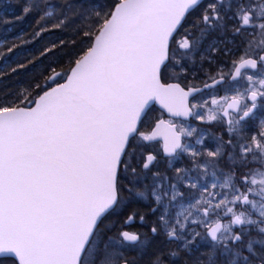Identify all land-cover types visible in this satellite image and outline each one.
Instances as JSON below:
<instances>
[{
	"label": "snow or ice",
	"instance_id": "snow-or-ice-1",
	"mask_svg": "<svg viewBox=\"0 0 264 264\" xmlns=\"http://www.w3.org/2000/svg\"><path fill=\"white\" fill-rule=\"evenodd\" d=\"M49 6L25 0L22 14L35 13L40 24ZM57 7L54 28L80 15L92 22L76 28L80 46L67 68L35 83L34 94L0 97V264H264V178L257 181L249 167L264 168V115L257 118L264 112V41L252 48L248 39L264 37V0H111L87 9L83 0H58ZM193 24L203 26L198 40L189 38ZM221 53L238 55L234 71L224 72ZM242 69L253 70L244 76L245 93L203 99L208 89L233 87ZM201 73L202 86L189 82ZM154 101L169 119L158 118L145 135L140 125ZM256 119L258 130L249 134ZM214 122L226 127L227 139L207 130ZM157 137L170 174L149 179L157 156L143 154L138 167L136 145ZM133 197L157 216L150 232L162 237L158 246L123 230L135 209L123 221L110 219Z\"/></svg>",
	"mask_w": 264,
	"mask_h": 264
},
{
	"label": "trees",
	"instance_id": "trees-1",
	"mask_svg": "<svg viewBox=\"0 0 264 264\" xmlns=\"http://www.w3.org/2000/svg\"><path fill=\"white\" fill-rule=\"evenodd\" d=\"M16 1V6L12 4L10 7L11 10H15L12 13L6 10L7 7L0 6L1 11H3L6 16L17 18L18 20H16L17 23H14L15 25H13L14 27L12 30L5 29L0 34V57H3L0 58V73L6 74L3 79H0V97H3L8 92H12L14 94L19 92L22 93L24 97H27L29 94H34L35 83L44 85L45 80L48 79V77H51L55 72H61L65 68H67L69 53H74L80 46V37L75 35L76 28L90 24L89 20L85 22L79 21L74 24H68V26L63 28V30H59L60 28L53 27V25L56 24L55 19L49 17L50 19L46 24L49 27L48 31L54 34L53 39L47 41L46 44H41L38 47H34L31 43L23 46L21 45V42L33 36L37 29L41 27L43 21L38 24L37 16L35 13L24 16L22 14V8L24 6L25 0ZM104 1H107L108 4H110L111 2V0ZM7 2H10V0H7ZM225 3H227V0H225ZM199 12L194 16H198ZM194 16H189L188 19L190 23L193 21ZM19 17H21V20H19ZM202 27V25L193 24V26L189 29V31L191 32L190 38L192 40H195V38L198 37V33L201 32ZM44 32L48 33L47 31ZM216 35V32H212L207 37H210L211 39ZM42 37H45L43 33L38 36L37 40L42 39ZM54 37L56 38L54 39ZM250 37L251 36L248 37L249 41ZM236 39H239V37H237ZM62 41L63 44L61 43ZM73 41H76V47L73 46ZM13 44L17 45V48L12 54L5 56L4 49L7 46H11ZM54 45L55 47H53ZM45 49H51V51L45 54L44 56H41L40 53L43 52ZM18 55H21L22 57L20 59H17ZM219 57L226 58V56H224L222 53ZM27 60L33 61L32 63L27 65L29 68L25 67L27 68V71L19 69L14 73L7 74L10 72L11 67H14L17 63H25ZM184 62L185 66H188L189 61L186 59V61ZM193 63L199 64V60L193 61ZM204 66L208 67V64L205 63ZM156 109L157 108H155V110ZM145 201L142 198L130 200L122 211L117 210V213L110 217V219L123 221L127 218V216L132 212L133 209H135L138 213L135 218L146 213H152L149 203L146 204ZM136 220L137 219H135V223L137 222ZM125 228H127V226H125ZM141 233V238L143 240L147 239L148 244H146L145 247L151 248L159 245V243H156L153 237L150 235L151 232H145L143 230V232ZM5 263L12 264L10 260H6L4 264Z\"/></svg>",
	"mask_w": 264,
	"mask_h": 264
},
{
	"label": "rangeland",
	"instance_id": "rangeland-1",
	"mask_svg": "<svg viewBox=\"0 0 264 264\" xmlns=\"http://www.w3.org/2000/svg\"><path fill=\"white\" fill-rule=\"evenodd\" d=\"M16 0H10V2H7V0H0V6H4V7H7V11L9 12H14L15 10H11V5H15L16 6ZM228 2V0H227ZM57 3H58V0H49V4L50 6L48 7L47 11H50L52 14L50 16H46V18L43 20V23L41 25V27L47 29L46 31L48 33H45V32H41L45 35V37H42V39L40 40H37L38 36L36 35V33L39 31V29H37V31L34 33L33 36H31L30 38H27L26 40H24L23 42H21L23 46H25L26 44H29L31 43L34 47H38L40 46L41 44H46L47 41H50L53 39V36L54 34L52 32H49V27L46 23H48L49 21V17H52L53 19H55L56 23H59V15H58V7H57ZM3 4V5H2ZM83 4H84V8L87 9V8H90L92 6H96V7H100V8H106L109 4L107 3V1L105 2L104 0H83ZM74 7L75 6H69L68 8L65 9V15H71V13L73 12L74 10ZM4 20H8L10 21L9 23H4L3 21ZM17 18H13V17H8L6 16L3 11H1L0 9V34L3 30L5 29H13V25H15L14 23H17ZM19 20H21V17H19ZM89 20L90 23L92 22L90 19H86L84 15H80L78 16L75 20L71 21L69 24H74V23H77L79 21H87ZM55 23V22H54ZM64 28V27H63ZM63 28H60L59 30H63ZM40 33V34H41ZM45 38V39H43ZM56 37H54L55 39ZM201 38V32L198 33V37L195 38V40H198ZM219 40H223L224 37L223 36H220L217 37ZM213 38L210 39V37H206L203 39L201 45L202 47L200 46V49L197 51V54L194 55L193 57V61H197L199 60L200 58V55L204 52L205 48L207 47V45L212 42ZM262 41H264V37H261L259 34L255 35V36H251L250 37V43H251V46L252 48H255L257 45H259ZM182 52V51H181ZM22 56L21 55H18V58L17 59H20ZM28 67V66H26ZM29 68V67H28ZM23 71H27V68H23L22 69ZM26 74V72H25ZM246 74H253V72H247ZM245 74V75H246ZM24 75V74H23ZM20 79V78H19ZM16 81H19V80H16ZM22 82V81H21ZM236 89L235 92L236 93H245L248 89H247V81L243 78L239 84H237V87L234 88ZM235 92H233L232 90L229 89V87H221L220 88V91L217 92H209L208 94H205L203 96V99H207V100H210L212 96H216V97H220V96H231L232 94H236ZM212 107H215V106H212ZM154 112V111H153ZM261 115H264V112H262L261 110H258L257 111V118H259ZM158 117V115H157ZM190 119V118H189ZM149 120V119H148ZM192 125L194 126H197V125H200V122L199 121H195L193 120L192 122ZM258 125V119L256 120H251V122H249V134H252L253 131L255 130V126ZM202 128L205 127L203 125H200ZM207 130L211 133V134H214V136H223L224 138H228L227 137V131H226V128H222V125L219 124V123H213L210 127H207ZM225 133V134H224ZM212 139L213 137H210L209 138V145L212 144ZM143 141H139L136 145V154H135V162L138 166V163H139V160L141 158V156L143 155V150H144V147H143V144H142ZM186 163V161H185ZM261 172H264V168H261L259 167V172L257 173H254V178L257 179V181H259L260 179L264 178V176H261ZM254 187H259V185L257 186H254ZM136 198L138 199H141L139 197H133L131 200H135ZM231 206V205H229ZM237 211H240V209L238 208ZM255 211V210H253ZM221 215H223V210H221ZM216 216H212L210 218H207L208 219V225L211 224L212 222H214V220L217 218H215ZM197 219H199V217H196ZM254 218V217H253ZM226 220V219H225ZM225 223H227V220L225 221ZM197 230H201V229H197ZM145 241V245L148 244L147 243V239L144 240ZM6 264V263H5Z\"/></svg>",
	"mask_w": 264,
	"mask_h": 264
},
{
	"label": "flooded vegetation",
	"instance_id": "flooded-vegetation-1",
	"mask_svg": "<svg viewBox=\"0 0 264 264\" xmlns=\"http://www.w3.org/2000/svg\"><path fill=\"white\" fill-rule=\"evenodd\" d=\"M206 3H208V0H205L204 1V4H206ZM201 6L203 7V5H201ZM199 11L200 10L197 9V11L192 14V16H194L195 14H197ZM237 40H239V39H237ZM228 46L229 47H233V48L235 47L231 43H228ZM181 51L183 52V50H178V52H177L178 58H179V55H180ZM196 54H197V52L194 53V55H196ZM217 59L226 62L227 66L223 68L224 72H232V71H234V68H233V66L231 64V59H238V55L232 56L231 58H229V57H226V58H222V57L220 58V57H218ZM184 61H186V59H183L181 62L184 64L185 63ZM247 72H253V70H251V69H245V70H243L242 71L241 78L238 79L237 81L233 82V85L234 86L233 87H229V89L232 90L233 92H235L236 89H234V88L237 87V84L240 83V81L244 78V76H245V74ZM181 75H183V74H181ZM188 79H189V82H193L196 85H202V82H204L206 80V77L201 73V74L198 75V77L196 78L195 81L192 80V77H189ZM169 82H171V81H169ZM221 87H223V86H220L219 88H216V89H208V90H206V93L208 94L209 92H215V91L219 92ZM155 108H157V109L155 110ZM241 109H243V102L241 104ZM157 115H158V117H157ZM158 118L159 119L160 118H165V119L168 120L169 119V116H167L157 106L153 105L150 108V111L148 112L147 118L140 125V131L142 133H144L145 135H148L149 132L151 131V129L153 128V126L155 124V121ZM190 121H191V123L193 122V120H191V118H190ZM223 127L226 128L224 125H222V128ZM257 130H258V128H257V126H255V130L253 131V133L256 132ZM225 139H227V138H225ZM142 144H143V147H144L143 154L152 153V154H155L157 156L156 162L152 165V167L149 170H147V174L149 176V179H151V174L152 173H155V172H159V173H161V175L170 174V169L167 166L166 157H165V155L162 152L163 140L158 139V140H154V141H143ZM211 146H212V144L209 145V147H211ZM175 166L179 167V166H182V164L179 161H177V162H175ZM138 167H139V163H138ZM249 167L253 170V174L256 173V172L257 173L259 172L258 165H256V164H250ZM145 202H146V204H148L147 201H145ZM143 216L145 217V220L143 222H141L140 219H139V217H137V218H135V219H137L136 220L137 221L136 223H135V219H134V221L130 225H127V228H124L123 230L128 229L130 231L137 232V233H140V234H142L141 232H143V230L145 232H150V228L153 225V223L156 221L157 216L156 215H153L152 213H146V214H143ZM216 219L214 221H216ZM225 221L226 220H223V222H225ZM150 235L152 236V234H150ZM141 237H142V235H141ZM153 239H154V241L156 243H159V244L162 241V237H159V236L153 237Z\"/></svg>",
	"mask_w": 264,
	"mask_h": 264
},
{
	"label": "water",
	"instance_id": "water-1",
	"mask_svg": "<svg viewBox=\"0 0 264 264\" xmlns=\"http://www.w3.org/2000/svg\"><path fill=\"white\" fill-rule=\"evenodd\" d=\"M243 70H245V69H242L241 72H242ZM56 73H57V72H55V73L53 74V76H55ZM61 82H62V81H61ZM171 82H172V81H171ZM209 82H210V81H209ZM197 86H202V85H197ZM153 105L157 106L161 111H163L166 115H168V113L166 112V110L163 109V107H162L158 102H155V101L152 102V103L150 104V108H151ZM168 116H169V115H168ZM160 119L167 120V119H165V118H160ZM154 130H155V128H154V126H153V128L151 129V131L149 132L148 135H151V133H152ZM158 139L163 140L162 137H157L155 140H158ZM152 141H154V140H152ZM132 222H133V221H132ZM132 222H130L129 224H131ZM221 222L224 223L223 220H222ZM214 223H215V222H214ZM214 223H212L210 226H213ZM129 224H128V225H129ZM210 226H209V227H210ZM126 230H128V229H126ZM128 231H130V230H128ZM131 232H133V231H131Z\"/></svg>",
	"mask_w": 264,
	"mask_h": 264
}]
</instances>
